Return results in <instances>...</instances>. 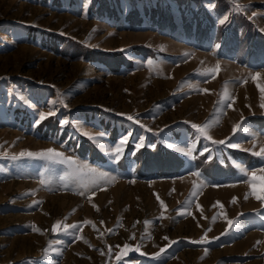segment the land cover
<instances>
[{
    "label": "rangeland",
    "instance_id": "1",
    "mask_svg": "<svg viewBox=\"0 0 264 264\" xmlns=\"http://www.w3.org/2000/svg\"><path fill=\"white\" fill-rule=\"evenodd\" d=\"M235 3L0 0V264H264V0Z\"/></svg>",
    "mask_w": 264,
    "mask_h": 264
},
{
    "label": "snow or ice",
    "instance_id": "2",
    "mask_svg": "<svg viewBox=\"0 0 264 264\" xmlns=\"http://www.w3.org/2000/svg\"><path fill=\"white\" fill-rule=\"evenodd\" d=\"M230 2L234 3L235 10H242L243 7H244L243 5L236 4L235 3V0H230ZM220 22L221 23H224L225 20H221ZM218 68H219V65H217V68L214 69V70H212V71H216V70H218ZM255 75L256 76H259L260 74L259 73H256ZM204 91H208V90H204ZM262 91H264V89H262ZM51 114H53V113H49V115H51ZM39 116H40V120H43V119L46 118V116H45L44 113H40ZM127 119L134 120V117L128 116ZM40 120L36 121V123H39ZM61 123L64 124V123H68V122L67 121H62ZM137 123H138V121H137ZM192 127L195 128V129H197L201 133H203L207 138L211 139V137L207 136V128H206V126H200V125L192 124ZM234 131H235V128H234ZM85 134L87 135V133H85ZM104 135H106V134L105 133H101V137L104 136ZM130 136H131V133L123 136L120 139V141L118 142V144L115 146V152H116L117 156L121 152L123 145L128 141V139H129ZM90 138L91 139H96V137H94V136H90ZM214 143L224 144L225 141H214ZM136 146H137V148H139L140 147V144H137ZM229 146L230 147H233V148L237 147L236 144H230ZM177 150H181V149H177ZM190 151H191V149H189L188 152H185V154L186 155L189 154ZM253 154L264 157V148H261V150L259 152H254ZM27 155L30 156V157L45 158V159H47L49 161H52L54 163H61V164H63L66 161L67 162H71V158L64 157L63 153L57 152L54 149H47V150H44V151H42L41 153H38V154L28 153ZM92 171H95V170H92ZM241 171L246 173L247 172V169H243L242 168ZM100 175H104V173H100ZM246 198H247V196H246ZM257 199H262V198L259 197V196H257ZM232 202L235 203L236 202V198H233V201ZM217 203L219 204V202H217ZM220 207H223V205H220ZM84 223H90V222L89 221H85ZM227 223H228V225L231 228V226L233 225L234 222L231 219H228L227 220ZM58 226H59V222H58L57 225H54L53 226V231H58L59 230V227ZM68 227L69 226L65 225L64 226L65 230H67ZM71 227L72 228H78L79 226L78 225H72ZM227 231L228 230L226 229L225 233H222V235H226L227 234ZM165 239H167V237H165ZM136 250L138 251V249H136ZM163 251H164V249H161V252H163Z\"/></svg>",
    "mask_w": 264,
    "mask_h": 264
}]
</instances>
